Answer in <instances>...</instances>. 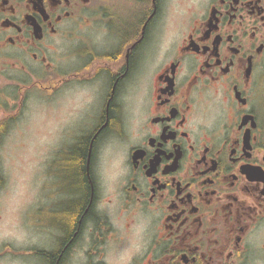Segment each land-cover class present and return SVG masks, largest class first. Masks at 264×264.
<instances>
[{"label": "flooded vegetation", "instance_id": "flooded-vegetation-1", "mask_svg": "<svg viewBox=\"0 0 264 264\" xmlns=\"http://www.w3.org/2000/svg\"><path fill=\"white\" fill-rule=\"evenodd\" d=\"M41 92L67 144L0 209V264H264V0H0V193Z\"/></svg>", "mask_w": 264, "mask_h": 264}, {"label": "rangeland", "instance_id": "rangeland-1", "mask_svg": "<svg viewBox=\"0 0 264 264\" xmlns=\"http://www.w3.org/2000/svg\"><path fill=\"white\" fill-rule=\"evenodd\" d=\"M68 102L66 100L55 104L41 92L37 109V104H32L35 111L28 110L27 120L12 131L2 155V169L7 173L8 180L7 189L0 193V209L3 212L9 213V205L4 203L11 204L10 207L25 200L31 207L38 203L39 197L32 192L31 187L34 186L33 172L40 167L41 182H45V167L51 149L61 148L62 151L66 146V139L60 138L59 134L65 129V133H68L69 129L59 119L71 113L67 107ZM45 191L48 192V189Z\"/></svg>", "mask_w": 264, "mask_h": 264}, {"label": "trees", "instance_id": "trees-1", "mask_svg": "<svg viewBox=\"0 0 264 264\" xmlns=\"http://www.w3.org/2000/svg\"><path fill=\"white\" fill-rule=\"evenodd\" d=\"M87 151V147L85 146V142L77 143L67 155V157L63 161V165H65V173L69 176V182L71 183L70 190H80L85 187L86 180L84 177V165H85V153ZM60 163V164H61ZM80 206L78 205L73 213H77L80 210ZM75 216L69 221L70 225L74 223Z\"/></svg>", "mask_w": 264, "mask_h": 264}]
</instances>
